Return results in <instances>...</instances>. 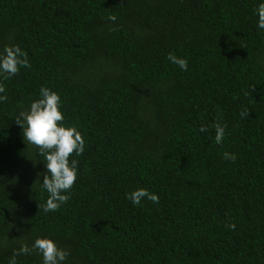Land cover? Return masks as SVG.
Listing matches in <instances>:
<instances>
[{"label":"trees","instance_id":"1","mask_svg":"<svg viewBox=\"0 0 264 264\" xmlns=\"http://www.w3.org/2000/svg\"><path fill=\"white\" fill-rule=\"evenodd\" d=\"M257 3L0 0V51L17 45L28 61L0 76V264L36 238L66 250L64 264H264ZM41 87L85 140L69 157L78 169L69 199L51 212L42 157L15 121ZM137 188L158 203L133 206L125 194ZM16 264L41 257L33 250Z\"/></svg>","mask_w":264,"mask_h":264},{"label":"clouds","instance_id":"2","mask_svg":"<svg viewBox=\"0 0 264 264\" xmlns=\"http://www.w3.org/2000/svg\"><path fill=\"white\" fill-rule=\"evenodd\" d=\"M256 16V28L264 31V0H258L254 10ZM114 20L115 17H109ZM167 60L177 66L181 71H186L188 62L186 58L178 57L169 53ZM27 54L17 45L5 46L0 51V76L5 78L15 75L19 67L27 66ZM3 89L0 88V93ZM7 99L0 95V103ZM241 117L247 115V111L240 113ZM64 115L61 111L60 96L47 87L39 89V98L33 100L26 111H21L15 121L22 128L23 140L27 145H33L38 150V155L47 170L40 184L41 188L48 193L47 199L43 204L44 212L57 210L60 205L68 199L69 190L73 187L77 179V160L69 157L75 153L80 156L85 151V140L81 132L75 126H66ZM200 132H206L207 128L201 126ZM225 136V128L215 125L214 142L222 143ZM223 158L235 160V154L224 152ZM125 198L133 206L141 205L142 200L158 203L159 197L156 193L149 192L145 188H137L125 194ZM235 227V225H230ZM35 250L41 257V264H64L68 252L59 248L50 238H36L31 247L21 245L13 251L9 264H16V257L22 254H29Z\"/></svg>","mask_w":264,"mask_h":264}]
</instances>
